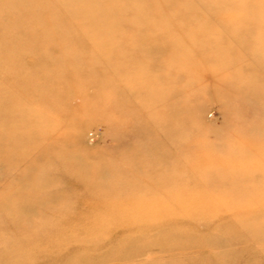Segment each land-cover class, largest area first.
I'll return each mask as SVG.
<instances>
[{
    "label": "rangeland",
    "instance_id": "374dc122",
    "mask_svg": "<svg viewBox=\"0 0 264 264\" xmlns=\"http://www.w3.org/2000/svg\"><path fill=\"white\" fill-rule=\"evenodd\" d=\"M71 1L0 5V264H264V0Z\"/></svg>",
    "mask_w": 264,
    "mask_h": 264
},
{
    "label": "bare ground",
    "instance_id": "6f19581e",
    "mask_svg": "<svg viewBox=\"0 0 264 264\" xmlns=\"http://www.w3.org/2000/svg\"><path fill=\"white\" fill-rule=\"evenodd\" d=\"M34 1H42V0H22L25 8H31V9L34 6V4H33ZM57 1L59 2V0H57ZM169 1L173 4L176 3V0H169ZM226 1L229 4H233V3L237 4V0H226ZM4 2H5V0H0V5H4ZM43 2H44V0H43ZM73 2H76V6L79 8L80 6H84V5L89 6V4H92L93 1L92 0H87V1L86 0H75ZM242 3H244V2H242ZM56 4H57V2H56ZM65 4L66 5H73L72 1L70 3H65ZM53 6H56L54 4V0H45V3L43 4L44 9H47V8L49 9V7L52 8ZM75 9H76V7H75ZM104 9H106V8L104 7L103 10ZM73 11L76 12V10H74V9H73ZM71 14L74 17H77V15L74 12H71ZM51 15H53V17H56L57 19H59L61 17L60 14H58V15L51 14ZM78 15H80V14H78ZM29 16H31V15H29ZM29 16H27V17H26V15L22 16L23 20L17 19L18 22L15 20L16 24H20V23L26 24L24 22H28V19H31L33 17V16L32 17H29ZM100 16H103V15L100 14ZM40 17L43 18L44 20L49 21V18H51L52 16L50 17L46 13V14L40 15ZM99 19H100L99 22H101V19H105V18H99ZM39 33L40 32H32L29 30H25L24 33L21 34V36H23V38L27 39L28 41L29 40H37L40 37H42V36H39ZM35 50L36 49H33V51H35ZM224 201H225V204L227 205L231 202V199H225ZM233 202H234L233 205L232 204L229 205L231 210L232 211L235 209L238 210V211L233 212L235 214L234 218L236 220H238L239 222L244 224L243 230H240V231L243 232L244 234L245 233L248 234L249 232H255V235H259L258 237H260L258 239L264 238V213L260 212L261 214L258 215L257 214L258 212H256L257 216H255L256 214H254V215H252L251 213L249 214V212H255L256 211L254 208L259 209V208L263 207V211H264V198H246V199L245 198H235V200ZM242 208L246 209L247 212L245 213V212L240 211V209H242ZM238 221L235 223H238ZM240 228H242V227H240ZM232 229H234V228H232ZM218 237H221V238H216L215 240L213 238L210 239L211 246L214 243L218 244V243L223 242V243H229L230 244L231 241L235 242L234 241L235 237L233 238L232 236H226V237L222 238L221 235H218ZM209 248H212V247H210V245H209ZM166 249H170V247H168ZM220 257H221V254H220ZM227 259H228V257L223 252L221 259L219 258V261L226 262Z\"/></svg>",
    "mask_w": 264,
    "mask_h": 264
}]
</instances>
